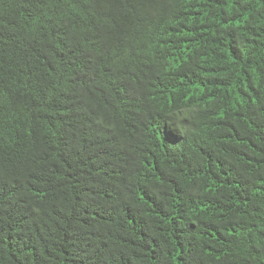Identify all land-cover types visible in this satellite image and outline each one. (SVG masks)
I'll return each instance as SVG.
<instances>
[{"label":"trees","instance_id":"obj_1","mask_svg":"<svg viewBox=\"0 0 264 264\" xmlns=\"http://www.w3.org/2000/svg\"><path fill=\"white\" fill-rule=\"evenodd\" d=\"M0 264H264V0H0Z\"/></svg>","mask_w":264,"mask_h":264}]
</instances>
